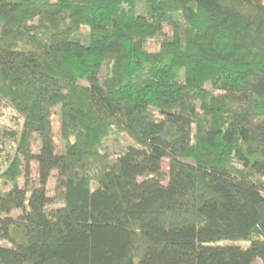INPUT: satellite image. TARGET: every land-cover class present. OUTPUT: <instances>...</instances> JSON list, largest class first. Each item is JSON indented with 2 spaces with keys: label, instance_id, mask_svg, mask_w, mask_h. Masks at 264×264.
Instances as JSON below:
<instances>
[{
  "label": "trees",
  "instance_id": "1",
  "mask_svg": "<svg viewBox=\"0 0 264 264\" xmlns=\"http://www.w3.org/2000/svg\"><path fill=\"white\" fill-rule=\"evenodd\" d=\"M0 264H264V0H0Z\"/></svg>",
  "mask_w": 264,
  "mask_h": 264
},
{
  "label": "rangeland",
  "instance_id": "2",
  "mask_svg": "<svg viewBox=\"0 0 264 264\" xmlns=\"http://www.w3.org/2000/svg\"><path fill=\"white\" fill-rule=\"evenodd\" d=\"M84 37V36H83ZM52 126H53V131L56 132V128H57V114H56V111L54 110L52 112ZM4 122V121H3ZM55 143L56 145L58 146V142H57V139L55 138ZM147 168L150 172H154L156 169H155V163H154V160L152 159H149L147 161ZM36 167H35V164L33 163V166H32V174H31V177L32 179H36V176H37V173H36ZM160 170L162 171V173L164 174V177H166L167 175V171H168V164H167V160L166 159H162L161 162H160ZM52 182L50 181V184ZM231 205H235V200L234 198H231Z\"/></svg>",
  "mask_w": 264,
  "mask_h": 264
}]
</instances>
